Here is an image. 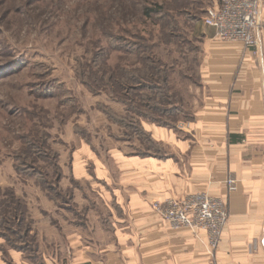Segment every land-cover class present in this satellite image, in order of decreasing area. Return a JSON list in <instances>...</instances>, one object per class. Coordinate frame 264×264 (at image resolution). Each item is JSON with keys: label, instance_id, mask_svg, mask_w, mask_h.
Masks as SVG:
<instances>
[{"label": "rangeland", "instance_id": "rangeland-1", "mask_svg": "<svg viewBox=\"0 0 264 264\" xmlns=\"http://www.w3.org/2000/svg\"><path fill=\"white\" fill-rule=\"evenodd\" d=\"M214 2L0 0V217H12L1 214L13 195L38 246L35 263L40 255L55 264L90 258L86 247L110 213L89 183L70 178L80 145L148 149L141 120H190L201 99L202 42L212 32L203 18ZM151 63L167 78L160 92L107 84ZM2 219L0 232L10 226Z\"/></svg>", "mask_w": 264, "mask_h": 264}, {"label": "crops", "instance_id": "crops-1", "mask_svg": "<svg viewBox=\"0 0 264 264\" xmlns=\"http://www.w3.org/2000/svg\"><path fill=\"white\" fill-rule=\"evenodd\" d=\"M261 21L256 52L207 28L212 32L202 42L201 99L189 131L143 119L151 148L127 142L132 152H101L85 143L72 154V181L89 183L111 207L99 219L93 246L86 247L91 257L79 253L73 264H264V0ZM228 178L235 179L232 191ZM196 193L227 206L215 250L204 231L172 228L152 208ZM14 245L0 238V264H55L41 255L35 263Z\"/></svg>", "mask_w": 264, "mask_h": 264}, {"label": "built area", "instance_id": "built-area-1", "mask_svg": "<svg viewBox=\"0 0 264 264\" xmlns=\"http://www.w3.org/2000/svg\"><path fill=\"white\" fill-rule=\"evenodd\" d=\"M261 9L262 0H217L207 8L203 24L212 28L218 39L239 42L256 52L262 27ZM175 128L189 131L190 122H178ZM226 186L232 191L235 179L228 178ZM152 208L172 228L184 227L194 233L204 231L211 250L217 248L229 217L225 201L206 193L154 203ZM261 241L264 245V228Z\"/></svg>", "mask_w": 264, "mask_h": 264}, {"label": "trees", "instance_id": "trees-1", "mask_svg": "<svg viewBox=\"0 0 264 264\" xmlns=\"http://www.w3.org/2000/svg\"><path fill=\"white\" fill-rule=\"evenodd\" d=\"M152 65L147 66L144 70L142 71L141 75L139 74V72L133 74V76L128 77V73H126V71L124 72V74H122L118 79L117 82H114L115 85H112L111 82H113V76H108V85H110V87L113 88L114 87H118L116 90H122L123 88H129V91H140V90H145L148 89L150 91H154L157 90L160 92L159 88H165L168 87L167 86V78L166 76L162 75L163 72L161 71V69L157 68V66L154 63H151ZM158 64V63H157ZM101 82H104V86H105V81L104 79H101ZM103 86V87H104ZM107 87V85H106ZM125 88V89H126ZM137 90V91H136ZM125 92V90H124ZM140 93V92H139ZM125 94V93H124ZM138 95V92L136 93ZM134 95V94H133ZM124 96V95H123ZM122 96V97H123ZM170 96V95H168ZM149 98H151V96H149ZM162 102L164 101V98L160 99ZM132 103L134 102V100L131 101ZM166 103H169V98H166V100L164 101ZM168 111L165 113L167 114ZM12 204L13 207L10 205ZM19 203L17 202V200L13 197L12 195V199L4 202V204L2 205L3 208H6V211H3L1 215H4L5 213L11 211L12 212V217L8 218V219H2V217H0L3 222L2 225H10L9 227H6V229L2 232H0V238H3L5 241V244L7 247H15V243L14 242H20V245H16V249H18V251L23 252V254H25L27 257H33L35 256V247L36 244L33 245L34 240L31 237V229L28 226V224L24 225L23 224V218H24V210H22V206L18 205ZM9 216V213L7 214ZM21 230L18 231V229ZM19 232V233H18ZM8 234L14 236V239L11 241V239L8 237ZM30 235V237H29ZM28 238H30V240H28ZM25 241V242H24ZM29 245H27V244ZM3 252L5 253V250L3 249Z\"/></svg>", "mask_w": 264, "mask_h": 264}]
</instances>
